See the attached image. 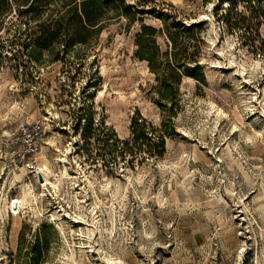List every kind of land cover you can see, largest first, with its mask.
Masks as SVG:
<instances>
[{
	"label": "rangeland",
	"instance_id": "374dc122",
	"mask_svg": "<svg viewBox=\"0 0 264 264\" xmlns=\"http://www.w3.org/2000/svg\"><path fill=\"white\" fill-rule=\"evenodd\" d=\"M117 5L120 19L37 61L15 7L0 16V264H264V0ZM142 25L198 26L199 69L173 118L137 55ZM137 114L171 120L163 158L112 153L133 146ZM24 125L42 127L35 153ZM44 163L58 189L37 175Z\"/></svg>",
	"mask_w": 264,
	"mask_h": 264
},
{
	"label": "trees",
	"instance_id": "16d2710c",
	"mask_svg": "<svg viewBox=\"0 0 264 264\" xmlns=\"http://www.w3.org/2000/svg\"><path fill=\"white\" fill-rule=\"evenodd\" d=\"M58 1L62 6H53ZM2 2L7 7L0 15L4 18L9 15L11 6L15 7L16 14L21 18L20 23L25 26L23 35L30 39L24 47L29 56L36 61L38 57L34 51L49 50L55 42L66 37L72 42L83 43L85 40L81 30L90 27L99 33L106 22L112 20L110 16H117V19H120L125 12L123 7L117 5V0H2ZM63 22L68 25L66 29L52 31ZM197 31L198 26L186 28L177 25L174 32L169 33H164L163 28L157 29L150 25L141 27L137 39V55L149 63L151 71L156 75L160 86L158 91L160 100L157 104L165 116L168 112L171 118L175 117L174 110L180 106L178 87L182 83L183 75L191 76L199 69L194 45ZM162 33L167 40L166 52H162L157 43L158 35ZM130 130L133 146L131 142L124 140L123 148L118 150L116 143L120 140H116L113 141L115 144L112 145V153L116 152L122 157L140 155L143 161L146 158H163L166 154L167 139L174 133L171 120L164 119L160 126H156L139 114L132 119ZM110 139L114 138L111 136Z\"/></svg>",
	"mask_w": 264,
	"mask_h": 264
},
{
	"label": "bare ground",
	"instance_id": "6f19581e",
	"mask_svg": "<svg viewBox=\"0 0 264 264\" xmlns=\"http://www.w3.org/2000/svg\"><path fill=\"white\" fill-rule=\"evenodd\" d=\"M67 159V155H65V159H64V161ZM51 172H52V170H51V167L49 166V164L48 163H44V164H42L41 166H40V168L37 170V175L40 177V179H41V181L44 183L43 185H44V187L45 186H49V185H53L54 186V188L55 189H58V186H57V183H52L51 181H50V176H51ZM66 170H65V172H63V178H65L66 177ZM16 178H17V180H21L22 179V176L20 175V176H16ZM59 182H60V180H59ZM13 186H15V183H13ZM12 186V187H13ZM16 187V186H15ZM11 189V188H10ZM6 190V189H5ZM8 190V189H7ZM22 195H24V196H26L27 195V191L25 190V189H23L22 190ZM8 197V196H7ZM7 197H6V195H4V201L5 202H7ZM33 201H36L37 202V198H36V196L34 195V193H33ZM36 202H35V204H36ZM8 203V202H7ZM6 203V204H7ZM5 207V206H4ZM32 210H36L35 209V207L34 206H32ZM34 213H35V211H34ZM36 214V213H35Z\"/></svg>",
	"mask_w": 264,
	"mask_h": 264
},
{
	"label": "built area",
	"instance_id": "2783aa9c",
	"mask_svg": "<svg viewBox=\"0 0 264 264\" xmlns=\"http://www.w3.org/2000/svg\"><path fill=\"white\" fill-rule=\"evenodd\" d=\"M22 132L30 143L29 152L35 153L38 149L37 144L39 138L43 132L42 127L40 125H32L31 127L24 125L22 127Z\"/></svg>",
	"mask_w": 264,
	"mask_h": 264
}]
</instances>
